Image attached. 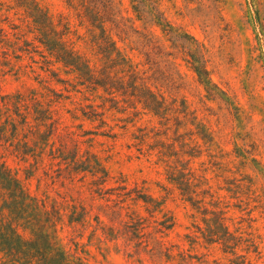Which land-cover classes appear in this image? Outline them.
<instances>
[{
	"label": "trees",
	"instance_id": "trees-1",
	"mask_svg": "<svg viewBox=\"0 0 264 264\" xmlns=\"http://www.w3.org/2000/svg\"><path fill=\"white\" fill-rule=\"evenodd\" d=\"M62 1L73 17L55 18L41 0H0V78L21 79L33 73L41 87L0 91L1 264H85L78 239L86 234L139 263L222 264L171 241L177 225L166 210L172 190L161 187L167 195L160 199L146 186L129 188L128 178L122 173L114 176L91 150L93 145L83 151L87 141L64 126V110L74 119L97 123L104 130L100 135L128 139L141 156L157 158L167 181L193 210V218L202 222L195 235L185 236L193 244L203 240L219 246L226 257H232L230 264H254L252 255L261 259L256 237L242 222L231 229L230 205L221 194L226 191L239 203L248 196L249 204L253 178L238 177L231 166L234 160H218L227 154L219 146L214 149L210 134V163L226 186L214 183L210 169L195 168L196 157L181 154L171 136L174 123L187 111H182L186 100L172 96L169 101L162 89L161 65H174L170 61L174 54L162 35L192 59L198 81L210 97L229 103L228 94L211 77L206 47L170 20L164 0H128L129 7L124 0ZM119 43L137 50L145 62L135 63ZM38 69L47 76L41 77ZM145 115L153 116L157 125H138ZM116 128L122 132H115ZM195 146L201 147L197 141ZM244 158L245 165L256 162L251 156ZM9 160L23 164L31 177L43 172L45 178L39 179L43 192L34 194Z\"/></svg>",
	"mask_w": 264,
	"mask_h": 264
},
{
	"label": "rangeland",
	"instance_id": "rangeland-1",
	"mask_svg": "<svg viewBox=\"0 0 264 264\" xmlns=\"http://www.w3.org/2000/svg\"><path fill=\"white\" fill-rule=\"evenodd\" d=\"M124 2L129 7L128 0ZM41 3L55 18L61 14L73 17L62 0H41ZM163 8L177 27H182L206 47L211 77L228 94L230 100L229 103L221 99L213 100L199 83L192 59L181 47L174 46L169 37L161 34L168 51L174 54L170 59L174 65L169 67L164 62L160 69L163 73L162 89L165 98L170 101L172 96H176L186 100V109L182 108V111H187L186 117L174 123L171 136L177 141V149L181 154L187 152L196 157L195 168L210 169L208 176L213 178L214 183L226 186L222 179L218 180L210 163V143L207 142L210 134L217 146L214 149L219 146L227 154V157H218V160H234L235 165L231 166H235L234 171L239 172L238 177L243 174L253 178L255 183L249 204H246L248 196L244 198L245 203H239L230 198V193L222 191L221 194L227 197L226 201L230 205L227 216L231 229L234 231L235 224L242 222L247 233L256 237L263 252L259 260L257 255L251 256L254 264H264V0H164ZM73 20L77 26L75 18ZM119 45L135 63L142 65L145 62L137 50L132 51L131 47L123 43ZM25 64L29 66L30 61L26 60ZM38 72L41 77L47 76L40 69ZM35 77L33 73L21 79L12 75L3 76L0 78V91L15 93L30 86L41 89ZM52 86L57 90L62 89L60 85ZM67 107L71 108L72 105L68 103ZM107 120L111 126L116 124L112 115H108ZM63 124L87 141L82 146L83 151L93 145L91 150L102 158L114 176L118 177L121 173L125 175L129 188L146 186L148 193L160 199L167 195L161 187L172 190L166 206V210L177 221L169 237L171 241L183 244L194 254L207 255L211 261L230 264L228 259L232 257H226L219 246L208 245L203 240L196 245L185 237L195 235L196 225L202 222L193 218V210L181 200L174 186L167 181L165 168L156 164V157L148 159L141 156L135 147L130 146L128 139L121 137L116 141L100 135L104 130L97 128V123L84 118L74 119L65 110ZM138 125L153 126L157 125V121L153 116L145 115ZM115 132L122 131L116 128ZM196 141L201 145L200 149L195 146ZM244 156H251L256 162L249 161L245 165L242 163L246 161ZM9 165L34 194L43 192L44 188H39V179L45 178L43 172L31 177L23 164L9 160ZM114 185L112 183L110 186ZM141 211L147 215L143 209ZM250 217L253 221L249 220ZM78 241L81 246L79 253L85 264H149L139 263L134 258L118 253L113 246L92 240L90 234Z\"/></svg>",
	"mask_w": 264,
	"mask_h": 264
}]
</instances>
